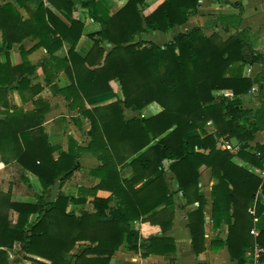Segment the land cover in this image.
Listing matches in <instances>:
<instances>
[{
  "label": "trees",
  "instance_id": "obj_1",
  "mask_svg": "<svg viewBox=\"0 0 264 264\" xmlns=\"http://www.w3.org/2000/svg\"><path fill=\"white\" fill-rule=\"evenodd\" d=\"M27 1L13 0L22 7ZM46 1L58 10L73 13L72 0ZM142 1L128 0L114 14L96 0H81L80 4L88 10V17L99 25L97 32L89 34L93 40L92 53L102 58L101 44H110L112 48L103 64L87 71L85 79L77 86L87 97L98 96L110 92L109 82L116 80L121 91V98L86 112L92 124L89 134L100 151L97 154L100 167L92 173L100 183L94 191L108 190L116 200L112 204V198L96 197L93 213L83 210L76 215L68 211V206L82 199H72L61 191L52 203L48 202L49 197L40 195L34 200L13 199L11 188L0 192V264H9L7 250L16 243L24 252V260L31 264H109L122 244L129 251L142 249L143 256L158 254L169 258V254L174 253L172 239L155 235L143 238L132 227L135 221L148 222L159 225L161 234L170 227L172 213L166 208L172 204L173 192L168 189L165 173L171 174L174 191L182 193L186 204L198 203V207L187 214V228L198 255L204 250L202 208L205 202L198 192V167L202 164L210 168L218 180L213 193L223 192L227 201L226 221L230 228L226 246L231 259L243 264L246 249L253 250L254 241L264 250V231L255 238L251 234L248 237L253 219L263 210L257 205L251 216L248 208L255 193L264 196V178L234 164L233 155L216 149L213 135L203 130L210 122L218 138L236 137L240 142L252 139L256 132H264L262 93L258 96L261 107L255 111L245 110L241 100L259 85L264 72L254 79L227 76L231 65L237 62L260 60L259 55L249 58L242 52L250 45L248 30L239 29L242 5L224 0L238 8L239 14L216 17L235 30L226 40L217 33L206 36L196 27L175 35L161 48L150 42H136L134 38L142 33L169 32L185 24L197 13L198 0H166L158 13L145 19L139 10ZM30 19V22L22 21L13 3L0 4L3 42L10 46L30 34L38 38L40 44H44L43 39L58 44L65 40L70 45L69 56H76L74 48L82 35L83 21L73 19L71 25L66 26L42 5ZM57 34L59 37L53 39ZM90 55L78 59L84 64ZM6 67L7 64L0 65V70L3 72ZM151 103L160 105L162 111L143 118L123 115L124 109L141 111ZM25 119V126H19L15 116L0 122L1 158L6 161L8 155L50 186L65 173L62 185L73 173L79 149L59 152L54 158L56 148L50 146L45 134L38 129L32 131L39 123ZM245 148L243 146L238 155L262 168L264 145L257 146V155L244 151ZM121 155L120 162L135 156L129 163L132 175L127 179L119 176L114 161ZM165 160L170 161L167 169L163 165ZM245 196L247 199L243 202L241 198ZM217 206L214 201V209ZM231 206H234L232 216L229 215ZM10 212L14 218H10ZM231 218H234L233 223ZM239 218L248 221L246 226L239 223ZM79 242L87 244L82 252L73 253ZM259 258L264 260V252ZM170 261L174 264L175 259L170 257Z\"/></svg>",
  "mask_w": 264,
  "mask_h": 264
},
{
  "label": "crops",
  "instance_id": "obj_2",
  "mask_svg": "<svg viewBox=\"0 0 264 264\" xmlns=\"http://www.w3.org/2000/svg\"><path fill=\"white\" fill-rule=\"evenodd\" d=\"M72 1L74 2L73 13L68 14L64 10L56 9L46 0H28L25 7L13 2V0H0V4L13 3L22 21L30 22L32 20L30 19L31 14L36 12L42 5L48 7L54 13V16L66 26H70L73 19L84 22L82 35L74 48L76 56L72 55V57L69 56L70 45L65 40L58 44L43 39L44 44H40V40L30 34L7 46L3 42L2 31L0 30V65L7 64L3 72L0 70V122H6L12 116H15L19 126H25L26 123L23 122L26 120L25 117L34 119L33 122L39 124L32 131L38 129L45 134L50 146L56 148L53 153L54 158H57L59 152H67L70 149H76L77 151L79 149L73 173L60 187V191L64 195L72 199H82L79 203L68 206V211H74L76 215H79L83 210L89 213L94 212V198H112V194L108 190L98 189L94 191L100 183V179L92 175L100 167V160L97 156L100 151L92 142V137L89 134L92 124L86 112L95 107L107 105L116 100L117 97L121 98V91L116 80L109 82L110 92L98 96L87 97L79 90L78 82H83L87 71L89 73V70L98 69L103 64V60L112 46L106 43L101 44L100 47L104 51L102 58H99L97 53H92L93 40L89 34L97 32L99 25L88 17V10L80 5L81 0ZM96 1L101 3L110 14L121 10L128 2V0ZM165 2L166 0H143L139 5L142 17L145 19L158 13ZM229 2L242 5V22L239 29L248 30L247 36L250 42L247 49L243 48V54L249 58L253 55H259L260 60L255 63L237 62L231 65L227 76L254 79L258 74L264 72V0H229ZM197 10V13L190 16L185 24L176 26L169 32L142 33L134 39L136 42H150L164 48L175 35L191 31L196 27H199L206 36L217 33L223 40L234 34L235 30L232 27H227L224 23L218 21L216 17L220 15H237L239 14L238 8L226 3L224 0H198ZM45 20L49 25L47 17H45ZM32 30L34 31V29ZM52 37L57 39L59 34ZM89 54L91 55L86 63L83 64L79 61L78 57L86 58ZM260 92L264 97V73L261 74L259 85L241 97L245 110L255 111L261 107L258 97ZM161 111L162 107L160 105L151 103L141 111L124 109L123 115L125 118H143L157 115ZM203 130L207 135H213L216 140V149L226 150L233 155L232 161L234 164L261 179L264 178V163L263 167L259 168L238 155L243 146H246L244 151L257 155V146L264 145V132L254 133L253 138L246 142H240L235 137L238 141L237 147L231 146V149L227 150L225 145L226 143L230 144L231 138L229 140L225 137L218 138L216 129L210 122L203 126ZM202 137L204 136L202 135ZM196 150L198 149L196 148ZM200 152L208 153L209 150H200ZM5 157L6 161L0 156V173L6 172L8 167L19 166L21 170L20 177L21 179L24 178L27 184L40 182L37 176L24 170L17 162L12 161L8 155ZM133 158L135 156L126 158L123 162H120L122 155L114 158L117 172L121 178L131 177L132 172L129 163ZM169 164L170 161L165 160L163 162L164 168L167 169ZM198 172V192L205 202L202 208L205 219L204 250L198 255L195 254L192 238L187 228V214L194 211L198 207V203L186 204L182 193L174 191L175 187L172 184L171 174L165 173L164 179L168 189L173 192L172 204L166 208L168 212L172 213L170 227L164 234H161L159 225H151L148 222L135 221L132 223V227L143 238L155 235L172 239L174 253L169 254V258L158 254L143 256L144 251L142 249L137 252L129 251L126 249L125 244H122L112 256L109 264H173L170 257L175 259L174 264H238L231 259L226 246L230 225L226 221L227 201L225 195L223 192L213 193L214 187L218 185V180L213 176L210 168L202 164L198 167ZM175 186L177 187L176 184ZM41 190L43 191L42 185ZM247 196L241 198V200L244 202ZM115 200L116 198H112V204ZM214 201L217 202V209L213 207ZM257 205L263 210L257 218L253 219L248 233V237L251 234L252 238L257 237L261 231H264V196L259 192L254 194L252 203L248 208L251 216ZM233 211L234 206H231L230 216L233 215ZM240 216L244 217L245 215ZM34 218L35 216L32 217V219ZM239 220L240 224L246 226L248 222L246 219L239 218ZM233 222L234 218H231V223ZM244 229L246 230V228ZM251 231H255V234H252ZM243 233L246 234L245 231ZM86 244L87 242L77 243L75 247L78 250L73 251V253L82 252ZM256 248L258 247L254 241L253 250L246 249L243 264H264V260L261 261L259 257H255L254 251Z\"/></svg>",
  "mask_w": 264,
  "mask_h": 264
},
{
  "label": "rangeland",
  "instance_id": "obj_3",
  "mask_svg": "<svg viewBox=\"0 0 264 264\" xmlns=\"http://www.w3.org/2000/svg\"><path fill=\"white\" fill-rule=\"evenodd\" d=\"M225 37V35H223ZM21 170L19 166L8 167L6 172L0 173V192L5 193L11 188L12 198L21 200H34L38 195L49 197L52 186L40 179L37 184H27L24 178L21 179ZM43 186V191L41 190ZM54 185V184H53ZM50 188V190H49ZM10 218L14 215L10 212ZM14 220V219H13ZM74 248L73 251H77ZM9 264H31L24 260V252L19 243L13 245L12 249L7 250Z\"/></svg>",
  "mask_w": 264,
  "mask_h": 264
},
{
  "label": "water",
  "instance_id": "obj_4",
  "mask_svg": "<svg viewBox=\"0 0 264 264\" xmlns=\"http://www.w3.org/2000/svg\"><path fill=\"white\" fill-rule=\"evenodd\" d=\"M247 48H248L247 46L244 47V49H247ZM237 143L238 141L235 137L230 139V144L232 147H237ZM65 175H66L65 173H62L61 176L55 180L54 185L52 186L51 191H50V196L48 199L49 203H52L57 197L60 191V187H61V179H63Z\"/></svg>",
  "mask_w": 264,
  "mask_h": 264
},
{
  "label": "built area",
  "instance_id": "obj_5",
  "mask_svg": "<svg viewBox=\"0 0 264 264\" xmlns=\"http://www.w3.org/2000/svg\"><path fill=\"white\" fill-rule=\"evenodd\" d=\"M225 148L227 150H230L231 149V145L229 143H226ZM251 233L255 234V231H251ZM263 252H264V250L256 248L255 251H254L255 257L258 258L261 255V253H263Z\"/></svg>",
  "mask_w": 264,
  "mask_h": 264
}]
</instances>
